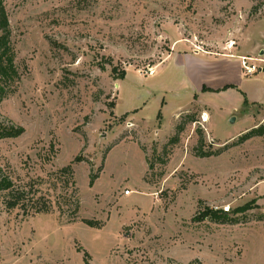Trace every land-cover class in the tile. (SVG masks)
Returning a JSON list of instances; mask_svg holds the SVG:
<instances>
[{"label": "rangeland", "instance_id": "obj_1", "mask_svg": "<svg viewBox=\"0 0 264 264\" xmlns=\"http://www.w3.org/2000/svg\"><path fill=\"white\" fill-rule=\"evenodd\" d=\"M5 3L0 180L51 211L0 191V264H264V0Z\"/></svg>", "mask_w": 264, "mask_h": 264}, {"label": "trees", "instance_id": "obj_2", "mask_svg": "<svg viewBox=\"0 0 264 264\" xmlns=\"http://www.w3.org/2000/svg\"><path fill=\"white\" fill-rule=\"evenodd\" d=\"M15 51L12 44V31L9 20V15L6 8L5 0H0V101L4 98L7 93V85L17 79L19 80L20 76L15 63ZM122 77H125V74H122ZM229 87H235L233 84L226 85L222 88L225 90ZM245 103L248 102L246 95L244 96ZM190 120H194L191 118ZM22 128H17L14 126L1 127L0 128V138L4 137H15L22 133ZM264 135V124L258 126L255 129H252L244 133L240 137V142H243L247 139H250L254 136ZM203 144V140H200V145ZM200 155H211L212 152H204L198 149ZM73 173L72 167L70 165L65 166L59 169L56 172H53L52 175L64 177L65 186L73 185L74 182H70V178L67 176ZM64 175V176H63ZM96 175H92L91 183H94ZM7 190L8 194L5 199V205L8 209L19 208L23 211L24 214L29 213H48L51 211V200L46 198V195H38V190H34V186L31 182L27 183L23 187H17L11 179L2 178L0 180V191ZM73 198V209L74 215L79 211V200L77 198L75 190L71 192ZM226 213V212H224ZM87 224L93 226L91 220H85Z\"/></svg>", "mask_w": 264, "mask_h": 264}, {"label": "built area", "instance_id": "obj_3", "mask_svg": "<svg viewBox=\"0 0 264 264\" xmlns=\"http://www.w3.org/2000/svg\"><path fill=\"white\" fill-rule=\"evenodd\" d=\"M243 66L245 67L246 72H247L248 74H253V73L256 71V65H255V64L249 65V64H247L245 61H243ZM153 72H154V71H153L152 69H150V73H153ZM125 193H126V194H130L131 191L127 189V190L125 191ZM223 209H224L225 211H230V205L224 206Z\"/></svg>", "mask_w": 264, "mask_h": 264}, {"label": "bare ground", "instance_id": "obj_4", "mask_svg": "<svg viewBox=\"0 0 264 264\" xmlns=\"http://www.w3.org/2000/svg\"><path fill=\"white\" fill-rule=\"evenodd\" d=\"M208 119H209L208 114L205 113L204 120H205V121H208Z\"/></svg>", "mask_w": 264, "mask_h": 264}, {"label": "water", "instance_id": "obj_5", "mask_svg": "<svg viewBox=\"0 0 264 264\" xmlns=\"http://www.w3.org/2000/svg\"><path fill=\"white\" fill-rule=\"evenodd\" d=\"M232 120H233V118H232Z\"/></svg>", "mask_w": 264, "mask_h": 264}, {"label": "crops", "instance_id": "obj_6", "mask_svg": "<svg viewBox=\"0 0 264 264\" xmlns=\"http://www.w3.org/2000/svg\"><path fill=\"white\" fill-rule=\"evenodd\" d=\"M256 102V101H255Z\"/></svg>", "mask_w": 264, "mask_h": 264}]
</instances>
